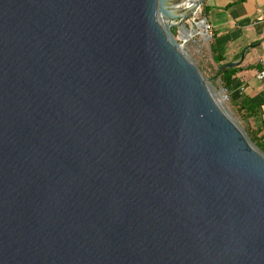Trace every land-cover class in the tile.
I'll use <instances>...</instances> for the list:
<instances>
[{
    "label": "water",
    "instance_id": "obj_1",
    "mask_svg": "<svg viewBox=\"0 0 264 264\" xmlns=\"http://www.w3.org/2000/svg\"><path fill=\"white\" fill-rule=\"evenodd\" d=\"M179 2L0 0V264H264V153Z\"/></svg>",
    "mask_w": 264,
    "mask_h": 264
},
{
    "label": "crops",
    "instance_id": "obj_2",
    "mask_svg": "<svg viewBox=\"0 0 264 264\" xmlns=\"http://www.w3.org/2000/svg\"><path fill=\"white\" fill-rule=\"evenodd\" d=\"M208 9L206 22L214 36L213 47L223 57V64L239 69L234 76L237 88L230 94L234 102L247 97L262 107L263 115L253 119L252 128L264 120V0H204Z\"/></svg>",
    "mask_w": 264,
    "mask_h": 264
},
{
    "label": "rangeland",
    "instance_id": "obj_3",
    "mask_svg": "<svg viewBox=\"0 0 264 264\" xmlns=\"http://www.w3.org/2000/svg\"><path fill=\"white\" fill-rule=\"evenodd\" d=\"M186 2L187 1L181 4L188 5L186 4ZM202 4L198 8V10H195V12H193L194 14L192 13L191 16H186L187 18L183 22L184 26L188 30H190L191 33L182 34L178 27H173L171 30L174 35V39L179 45L182 46V50L186 54V57L188 58L190 63L199 71L201 76L207 80L210 90L213 94L217 95V101L220 103L221 107L238 125V127L248 136L247 125L242 123L239 117L235 114L234 108L231 104L232 99L221 88V85L215 76L217 65L213 62L212 59L210 46L213 41L210 34V29L207 28V24L204 30L209 37L206 38L205 35L202 34L201 36L199 34L202 29L199 28L196 23L199 22L203 17ZM176 23V20L172 22V24Z\"/></svg>",
    "mask_w": 264,
    "mask_h": 264
},
{
    "label": "trees",
    "instance_id": "obj_4",
    "mask_svg": "<svg viewBox=\"0 0 264 264\" xmlns=\"http://www.w3.org/2000/svg\"><path fill=\"white\" fill-rule=\"evenodd\" d=\"M208 9L202 4V15L203 17L207 16ZM207 26L210 29L209 24L206 22ZM211 34V33H210ZM212 40L214 36L211 35ZM211 54L213 62L217 65V70L215 72V76L218 79L221 88L225 91V93L230 96V94L237 88L234 83V76L239 71L236 67H227L224 65L223 57L217 55L213 42L211 43ZM232 107L234 108L235 114L239 117V119L247 125V134L252 143H254L263 153H264V120L261 119V125L257 128L251 127V121L253 119H259L263 115L262 107L260 105L253 104L249 98L245 97L241 99L239 102L231 101Z\"/></svg>",
    "mask_w": 264,
    "mask_h": 264
},
{
    "label": "bare ground",
    "instance_id": "obj_5",
    "mask_svg": "<svg viewBox=\"0 0 264 264\" xmlns=\"http://www.w3.org/2000/svg\"><path fill=\"white\" fill-rule=\"evenodd\" d=\"M185 1H187L186 4H188V5H182L181 4V3L185 2ZM195 4H196V0H180V2L178 3V13L183 15L185 17V19H186L187 18L186 16H191V14L193 12H195V10H198V7ZM185 11H188V12H185ZM196 25H198V27L202 29L199 34L201 36H202V34L205 35V31L203 29V26L200 25V24H197V23H196ZM187 33H191V32L189 31ZM187 33H185V34H187ZM205 37H206V35H205ZM214 96L217 99V95L214 94Z\"/></svg>",
    "mask_w": 264,
    "mask_h": 264
},
{
    "label": "built area",
    "instance_id": "obj_6",
    "mask_svg": "<svg viewBox=\"0 0 264 264\" xmlns=\"http://www.w3.org/2000/svg\"><path fill=\"white\" fill-rule=\"evenodd\" d=\"M207 28H209V27L207 26ZM261 66H262V71L257 76L259 79L264 78V60H261Z\"/></svg>",
    "mask_w": 264,
    "mask_h": 264
}]
</instances>
